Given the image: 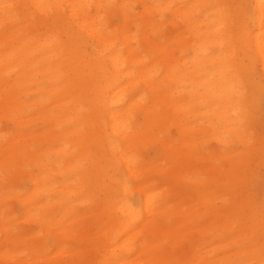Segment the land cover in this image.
I'll use <instances>...</instances> for the list:
<instances>
[{"label": "bare ground", "instance_id": "obj_1", "mask_svg": "<svg viewBox=\"0 0 264 264\" xmlns=\"http://www.w3.org/2000/svg\"><path fill=\"white\" fill-rule=\"evenodd\" d=\"M37 2L96 7L70 14L78 22L65 20L40 32L5 27L4 4ZM233 3L245 5V15L240 31L223 49L216 31L217 9L209 7L197 15L200 10L142 7ZM110 4L135 5L139 14L99 7ZM261 4L0 0V120L6 114L20 118L10 123L15 135L0 130V189L17 188L24 178L28 191L36 187L27 174L13 172L14 161L6 159L2 147L6 143L23 151L31 176L43 190L38 201L12 194L23 225L7 203L10 198L0 192V264H102L118 257L122 264L259 261L264 198V116L261 120L258 112L264 78ZM161 15L184 16L189 26L161 22ZM105 29L119 33L118 39H109ZM202 48L216 55H204ZM233 49L236 58L229 71L225 56ZM115 63L126 70L117 72ZM237 77L244 80V106L251 110L250 123L239 130L233 115ZM128 125L131 132L125 131ZM228 135L232 143L223 142ZM211 142L226 151L212 150L215 164L200 176L197 164L208 160L205 149ZM154 147L161 167L147 154ZM241 147L245 150H235ZM135 158L139 166L130 171L128 161ZM125 182L134 187L127 194ZM135 191L142 199L134 198ZM124 207L132 214H125ZM132 224L141 229L133 232ZM37 227L55 246L57 254L50 259H40ZM79 238L90 247L82 251L73 246ZM115 240L122 246L135 241L136 259L128 261L134 251L113 249ZM153 245L162 246L164 253Z\"/></svg>", "mask_w": 264, "mask_h": 264}, {"label": "snow or ice", "instance_id": "obj_2", "mask_svg": "<svg viewBox=\"0 0 264 264\" xmlns=\"http://www.w3.org/2000/svg\"><path fill=\"white\" fill-rule=\"evenodd\" d=\"M3 14L6 18V21L8 22L6 24V28L10 24L12 28L19 29V30H29L31 32H40L44 28L48 27L50 24H56L59 25L63 21L67 20L70 23L71 22H78V17L75 21L72 20V17L70 14L75 13L77 10H83V9H91L92 7H96L93 5H76V4H64V3H31V4H4L3 6ZM99 7H108L111 9L119 10L120 8L125 9H132L134 13L139 14V10L137 6L135 5H120V4H110V5H102ZM145 10L156 7V8H162L166 9L169 12H172L173 9H176L177 7L180 8L182 12L185 13H191L195 10L197 11L196 14L199 15L203 10H206L209 7L215 8L218 10L219 16H218V24L219 27L217 28L218 33V39L220 41V47L221 49L224 48L225 44L228 42H231L234 40L236 34L240 31L243 18L245 15V5L241 3H233V4H218V5H182V6H176V5H143L142 6ZM261 10L262 13H264V0H262L261 4ZM127 14V13H125ZM160 21L163 22L165 20H171L174 24L177 26L180 25H188V21L184 16L180 15H161L159 17ZM215 19V18H214ZM262 23H264V15H262ZM105 32H107V36L109 39L115 37L118 39L119 33H112L110 30L105 29ZM118 46L117 44H112L111 47L115 48ZM106 49L101 50V55H104V51ZM204 53V55H216L215 53L209 52L208 49H200ZM220 55H225L224 53H220ZM261 56H264V46L261 48ZM236 58L235 49L230 54H227L225 56L226 63L228 64L229 68L228 70L231 71V64L234 62ZM114 69L117 72L124 71L126 69L122 68L119 63L114 64ZM175 71V70H174ZM162 74V73H161ZM238 83L234 86V94L237 97V109L233 113V115L238 117V130L242 128L245 124L250 123V116H251V110L249 107L244 106V100L247 96V88L245 86L244 80L242 77H237ZM260 87H261V111L264 112V78L260 81ZM5 121L8 123H18L19 117H17L15 114L11 115H5L4 117ZM126 132H131L132 128L131 125L126 126L125 128ZM224 143H232V137L230 135L223 137ZM251 140L249 139L247 141L246 147H250ZM236 151H244V147L235 149ZM5 156L6 159H12L14 161V168L13 172H19L23 174H27L29 179H32L33 183L36 184V187L33 189H30L27 193L25 192H18L17 195L24 197L29 196L35 201H38L40 196L42 195V189L39 187L35 177L31 176V166L27 163V158L22 150L18 148H8L6 147L5 150ZM262 160H264V141H262ZM129 170L132 171L135 168L139 166V158L135 159H129ZM262 172H264V168H262ZM5 182H8V177H5ZM133 187L128 182H125L123 185V191L125 194H127L130 189ZM154 201L151 202L150 207L154 206ZM122 211L125 214H132V210L128 207L122 208ZM33 215L37 216L39 218V213H33ZM260 221H261V246H260V259L259 261L256 260H247V261H233L230 262V264H264V198L260 201ZM41 235H43V230L41 229L40 232ZM51 243V239L48 241ZM165 243H167L165 241ZM135 244L136 242H131V246L126 242L125 245H121L119 240H115L112 242L111 247L113 249L117 248H125L128 251H134L135 250ZM145 245L147 246V241H145ZM153 247H156L160 250V252L163 254L164 249L160 245H153ZM37 264H43V261H38ZM102 264H122V258H116L114 260H106L102 262ZM148 264H188V262L181 261L178 259H160V260H153L149 261ZM191 264H197V262L193 261Z\"/></svg>", "mask_w": 264, "mask_h": 264}, {"label": "rangeland", "instance_id": "obj_3", "mask_svg": "<svg viewBox=\"0 0 264 264\" xmlns=\"http://www.w3.org/2000/svg\"><path fill=\"white\" fill-rule=\"evenodd\" d=\"M257 73V78L259 76V72L256 71ZM259 112V116L262 120V117L264 116V112L261 111V105H260V109L258 110ZM0 130H3V131H12L13 132V135H15V129L14 127L6 122L5 120H0ZM261 131L264 133V117H263V126H262V129ZM4 144V145H2ZM2 147L3 148H6V143H2ZM212 150H215L217 152H220L222 150H225L223 147L217 145L215 142H211L209 143L208 147L205 149V154H206V157L208 158V160L206 162H200L197 164V172L200 176H204L205 172H206V168L208 165L212 164L214 165L215 162L213 160H216V158L212 157L211 156V151ZM159 153V150L158 148L154 147L153 149H150L148 150V153L149 156L152 158V161L159 167H161L162 165L159 164V161H156V155ZM214 158V159H213ZM198 176V175H196ZM123 179L126 178V175H122L121 176ZM130 183V182H129ZM131 184V183H130ZM260 189H261V193L264 195V178L261 179L260 181ZM30 188V184L28 182V179L24 178L22 179L18 184H17V188L16 187H11L9 185H7L5 188H2L0 189V192L3 194H5L4 196L5 197H9L10 200L7 201V203L9 205H11V207L13 208L14 212H15V215H16V220L17 222L19 223V225H23V223L20 220L21 218V210L19 208V205L17 203V201H15L14 199H12V194H17L18 192H25L27 193L28 192V189ZM133 190H134V187H133ZM133 196L134 198L136 199H142V197L139 196V194L135 192H133ZM90 203L86 204L85 206H88ZM136 210H139V206H137ZM140 218L143 219L144 216L143 214H140ZM38 231V238L40 240V245L43 247V256L40 257V259H50L51 257H54L57 253H56V250L55 249V246L53 245V242L49 243V239H51L50 237H46L44 234L41 235L40 232H41V228L37 227ZM131 229L133 232H138L140 229H141V225L139 224H132L131 225ZM95 233H97L98 230H95ZM45 232V231H43ZM78 236L75 237V239H77ZM52 241V239H51ZM91 241V240H90ZM93 244V242L91 241L90 242V245ZM73 246H75L76 248H78V250H84L86 248H89L90 246H87L86 244H84L81 239L79 238L74 244ZM137 250H138V247H135V250L134 252L131 254L130 256V259L128 261H132L134 259H136L137 257Z\"/></svg>", "mask_w": 264, "mask_h": 264}]
</instances>
